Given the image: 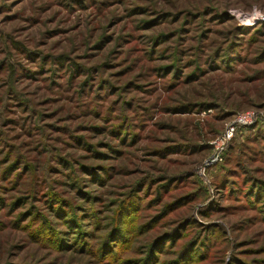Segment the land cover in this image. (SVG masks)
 <instances>
[{
	"label": "rangeland",
	"instance_id": "1",
	"mask_svg": "<svg viewBox=\"0 0 264 264\" xmlns=\"http://www.w3.org/2000/svg\"><path fill=\"white\" fill-rule=\"evenodd\" d=\"M0 264H264V0H0Z\"/></svg>",
	"mask_w": 264,
	"mask_h": 264
},
{
	"label": "built area",
	"instance_id": "2",
	"mask_svg": "<svg viewBox=\"0 0 264 264\" xmlns=\"http://www.w3.org/2000/svg\"><path fill=\"white\" fill-rule=\"evenodd\" d=\"M258 119V115L252 111L236 113L232 116V120L225 126L223 133L214 142V152L208 159L209 163L220 161L221 154L226 144L233 138L235 132L239 128L252 125Z\"/></svg>",
	"mask_w": 264,
	"mask_h": 264
},
{
	"label": "trees",
	"instance_id": "3",
	"mask_svg": "<svg viewBox=\"0 0 264 264\" xmlns=\"http://www.w3.org/2000/svg\"><path fill=\"white\" fill-rule=\"evenodd\" d=\"M233 115H234V114H233ZM233 115H232V116H233ZM227 147H228V146H227Z\"/></svg>",
	"mask_w": 264,
	"mask_h": 264
}]
</instances>
